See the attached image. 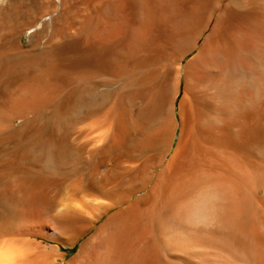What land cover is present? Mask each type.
<instances>
[{"label": "bare ground", "instance_id": "obj_1", "mask_svg": "<svg viewBox=\"0 0 264 264\" xmlns=\"http://www.w3.org/2000/svg\"><path fill=\"white\" fill-rule=\"evenodd\" d=\"M27 1L50 40L0 45V264H264V0H10L12 35Z\"/></svg>", "mask_w": 264, "mask_h": 264}, {"label": "rangeland", "instance_id": "obj_2", "mask_svg": "<svg viewBox=\"0 0 264 264\" xmlns=\"http://www.w3.org/2000/svg\"><path fill=\"white\" fill-rule=\"evenodd\" d=\"M9 1L10 0H0V7L7 6L9 4ZM26 4L27 5H25V4L23 5V7L21 8V11H20V15L22 16L23 21H25L26 22L25 24L27 25L22 31L17 32V34L16 33L13 34L14 35L13 36L11 34L12 30H10L11 26H12L11 24L0 25V45H2L4 43L5 49L10 52V53L8 52V58H7L8 61L10 59L12 60L14 58L17 59L18 54L19 53L21 54L23 52L29 54V56L32 55L33 57H35V56H37V54H39L43 50V48L45 47L44 45H46L45 43H47V41L50 40V33L48 32L49 30L47 29L46 31L45 30L42 31V29H41L42 24L44 22H46L49 18H44V19L40 20V18L43 16V14H41V15L39 14L40 11L38 9V5L31 2V1L30 2L27 1ZM33 16H37V17L34 18ZM38 20H40V21H38ZM33 25H35V26H33ZM36 33H38L39 35ZM33 35H35V38ZM32 36H33V38H32ZM7 44H8V46H7ZM14 46H16V47H14ZM13 47L15 49H13ZM12 50H13V52H11ZM33 53L35 54V56ZM189 56H190V54L186 57V59ZM68 57L70 59L74 56L72 54H69ZM73 72H75V71H73ZM11 84H13V82ZM13 123L16 126H18L22 123V120H20L19 118H16V119H14ZM51 245H55V244H51ZM61 250L63 253H66V255L64 256V258L62 260L59 261L58 264H65L66 260L70 259L71 257H73L75 255L76 251L78 250V243L74 247L61 246Z\"/></svg>", "mask_w": 264, "mask_h": 264}]
</instances>
